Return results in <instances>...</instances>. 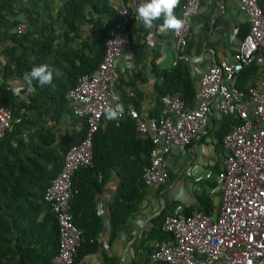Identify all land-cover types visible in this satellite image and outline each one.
<instances>
[{"label":"trees","instance_id":"trees-1","mask_svg":"<svg viewBox=\"0 0 264 264\" xmlns=\"http://www.w3.org/2000/svg\"><path fill=\"white\" fill-rule=\"evenodd\" d=\"M97 2L103 4L104 10L107 9L106 0ZM86 3L91 1L68 0L63 7V12L67 14L64 16V23L69 32L75 35L79 30L77 23L84 21ZM182 3L183 0L174 11L177 17ZM259 4L264 11V0H259ZM99 8L97 6L96 9ZM106 12L109 16L107 24L98 21L94 27L97 34L94 45L85 44L86 47L80 50L55 52L52 39L30 40L28 33H25L14 39V42L18 45H22L24 40L30 43L32 62L24 57L25 53L18 56L16 49L5 52L13 65L0 66L3 83L9 77L23 79L25 71L43 63L58 70V74L54 75L52 85L37 86L33 94H29L26 87L18 95L10 87H0V106L11 110L13 119L21 118L18 124L11 122L0 140V264H52L51 260L58 251L57 218L52 213L51 206L44 201V194L61 170L66 153L85 136L86 123L84 119L73 116L67 93L79 77L92 73L102 60L108 29L116 22L114 11L108 9ZM157 21L163 22L162 19ZM3 25L4 18L0 15V27ZM127 32L132 42L136 30L130 22ZM130 55L135 65L140 64L145 59V46L131 48ZM58 56H62L61 59ZM256 70L254 65L244 68L239 73L235 86L239 90H246V82L255 75ZM157 76L160 77L158 97L153 109L147 111V119L168 116L160 101L164 95H178L188 108L195 107L197 88L187 63L178 61L168 70L157 72ZM119 95L121 104H131L141 114L140 104L133 96L127 98L122 92ZM221 118L216 148L224 154L227 151L223 146V138L237 121L230 117ZM66 119L77 128L75 134L65 132L60 135L59 129ZM104 120L105 128L96 132L92 140V165L80 168L71 179L73 196L68 212L73 224L82 231L81 242L72 264H79L85 257L102 249L99 238L105 221L98 213L96 197L113 173L118 176L119 185L110 202L109 243L139 210L146 196L147 186L143 181V172L150 165L149 156L153 148L149 137H141L129 117L125 116L118 126L113 120L106 119V116ZM215 186L216 179H209L206 182L207 189L195 193L197 206L185 207L179 204L181 212L188 215L197 209L210 215L212 206L209 194ZM175 204L170 209H163L151 221L152 227L144 234L141 242L142 248L145 244H151V247L146 248L147 256L143 260L133 264H163L153 263L149 257L154 242L172 238L171 234L161 230V225L165 216L174 212ZM44 237L47 238L46 241ZM103 254L102 264H118L116 258Z\"/></svg>","mask_w":264,"mask_h":264},{"label":"built area","instance_id":"built-area-1","mask_svg":"<svg viewBox=\"0 0 264 264\" xmlns=\"http://www.w3.org/2000/svg\"><path fill=\"white\" fill-rule=\"evenodd\" d=\"M110 1L116 22L108 29L102 60L92 73L79 77L67 93L73 116L86 123L85 136L66 153L61 170L44 194L58 225V251L52 264L73 263L82 231L73 224L68 212L73 196L71 179L77 170L92 165V140L106 126L105 110L121 104L113 87L114 67L119 57L131 53L132 42L127 32L130 8L125 0ZM199 1L183 0L178 18L186 21L185 27L179 33L171 31L176 53L173 66L178 61L190 60L185 48ZM237 2L247 17L248 32L232 61H219L200 73L194 108H188L178 95H164L160 101L168 114L165 118L147 119L132 105H126L124 114L113 120L118 126L125 116L129 117L136 132L149 137L153 148L143 181L153 188L167 180L165 159L171 150L185 151L204 132L213 105L220 117L237 121L223 138L227 152L218 155L221 167L209 196L211 214L197 209L188 215L180 210L167 214L161 230L172 238L154 242L149 257L153 263L264 264V11L259 0ZM26 31L24 22L14 25L16 36H23ZM254 64L262 68V76L246 90H239L235 86L239 73ZM12 121L18 124L21 118L13 119L11 110L0 106V140ZM215 196L219 198L216 206Z\"/></svg>","mask_w":264,"mask_h":264},{"label":"crops","instance_id":"crops-1","mask_svg":"<svg viewBox=\"0 0 264 264\" xmlns=\"http://www.w3.org/2000/svg\"><path fill=\"white\" fill-rule=\"evenodd\" d=\"M67 1L0 0V15L4 18V25L0 27L1 64L13 65V61L5 52L15 49L18 56L25 53L26 59L31 62L33 60L29 42L24 40L22 45L14 42V39L20 37L14 33V25L18 22H24L27 25L25 35L28 33L30 40L52 39L55 52L80 50L86 47L85 44L94 45L97 39L94 27L98 21L107 24L109 16L106 11L113 10L112 2L106 0V10L97 0H90L91 3H86L84 21L77 23L79 30L75 35L69 32L63 20L64 16H67L63 12ZM125 2L130 8L129 22L136 30L133 34L132 49L144 45L145 59L135 65L131 55L119 57L114 67L113 87L118 94L122 92L127 95V98L133 96L140 104L141 115L146 117L147 111L153 109L158 97L160 77L157 76V72L168 70L175 61V41L171 30L158 32L161 24L158 21L155 22V27L146 29L142 22L136 19V10L145 0H125ZM133 5H135L134 8ZM97 6H100L99 10L96 9ZM247 32V17L240 10L237 0L199 1L196 13L191 19L185 48V55L190 59L185 63L190 68L196 88H198L199 75L205 67L222 60H233ZM61 57L58 56V59ZM254 66L257 69L256 73L246 82L247 86L262 76V68L256 64ZM3 85L12 90L17 88L24 90L26 87L23 79L14 77L5 79ZM221 119L213 105L209 123L200 137L195 139L185 151L178 148L171 150L165 159L168 175L166 182L159 188L147 187L145 199L140 204L139 210L128 219L119 235L109 243L110 202L115 197L119 185L118 176L115 173L112 174L96 197L98 213L104 217L105 221L99 238L102 249L96 254L85 257L79 264H102L103 253L116 258L118 264H133L135 261H141L147 256L146 248L151 247V244H145L142 248V238L151 229V221L160 214L161 208L170 209L175 203V211H181L182 207L178 206L179 204L185 207L197 206L195 198L197 192L195 191L207 189L206 182L209 179H215L221 167L218 158L221 152L216 148ZM71 123L68 119L65 120L59 129L60 135H64L65 132L75 134L78 131ZM179 197L182 200L180 202ZM41 219L42 216L39 217L40 221ZM46 239L44 237V241Z\"/></svg>","mask_w":264,"mask_h":264},{"label":"clouds","instance_id":"clouds-1","mask_svg":"<svg viewBox=\"0 0 264 264\" xmlns=\"http://www.w3.org/2000/svg\"><path fill=\"white\" fill-rule=\"evenodd\" d=\"M180 0H145L136 10V19L142 22L146 29L155 27V22L162 19L159 25L160 31L171 30L179 33L184 29L186 21L178 18L174 10L179 6ZM58 70L47 63L33 66L29 71L23 73V82L27 92L33 94L37 86L44 87L52 85L54 75ZM23 89H14V94L18 95ZM124 114V105L117 104L115 107H108L105 116L108 120H115Z\"/></svg>","mask_w":264,"mask_h":264},{"label":"rangeland","instance_id":"rangeland-1","mask_svg":"<svg viewBox=\"0 0 264 264\" xmlns=\"http://www.w3.org/2000/svg\"><path fill=\"white\" fill-rule=\"evenodd\" d=\"M185 186V185H184ZM199 191V190H198ZM198 191H195V192H198ZM181 197V196H180ZM180 197H179V202L180 201H182V200H180ZM218 203H219V198L217 197V196H215L214 197V205L216 206V205H218Z\"/></svg>","mask_w":264,"mask_h":264},{"label":"water","instance_id":"water-1","mask_svg":"<svg viewBox=\"0 0 264 264\" xmlns=\"http://www.w3.org/2000/svg\"><path fill=\"white\" fill-rule=\"evenodd\" d=\"M162 209H163V208L160 209L159 213H161Z\"/></svg>","mask_w":264,"mask_h":264}]
</instances>
